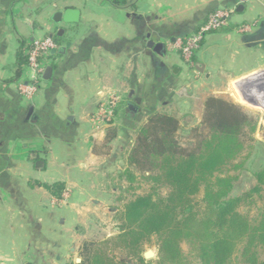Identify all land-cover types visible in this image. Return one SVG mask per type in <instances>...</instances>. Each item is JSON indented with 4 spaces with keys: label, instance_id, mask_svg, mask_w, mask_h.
Returning a JSON list of instances; mask_svg holds the SVG:
<instances>
[{
    "label": "crops",
    "instance_id": "crops-1",
    "mask_svg": "<svg viewBox=\"0 0 264 264\" xmlns=\"http://www.w3.org/2000/svg\"><path fill=\"white\" fill-rule=\"evenodd\" d=\"M67 8L80 11V22L55 24L54 14ZM226 9L234 11L227 27L206 36L199 52H214L220 44L228 76L258 71L260 60L236 62L227 52L264 53V0H128L123 8L105 0H0V264H44L54 257L49 212L20 208L21 203H33L37 183L50 184L42 177L50 172L72 193H90L80 182L96 179L89 167L106 162V131L92 122L98 105L120 96V133L126 137L133 115L143 123L181 97L186 66L177 42L195 34L211 13ZM245 25L249 32L240 31ZM46 36L61 39L60 53L37 99L27 101L16 87L23 74L17 75L23 69L20 51ZM150 42L164 43L166 54H156ZM211 57L210 66H216ZM105 172L95 176L103 179Z\"/></svg>",
    "mask_w": 264,
    "mask_h": 264
},
{
    "label": "trees",
    "instance_id": "trees-1",
    "mask_svg": "<svg viewBox=\"0 0 264 264\" xmlns=\"http://www.w3.org/2000/svg\"><path fill=\"white\" fill-rule=\"evenodd\" d=\"M105 1L115 8L126 7L128 2ZM53 40L62 45L61 39L54 36ZM20 52L24 65L28 60ZM56 54H50L53 60ZM132 119L130 129L135 135L128 140L131 149L119 178L132 187L140 173L152 186L148 193L136 195L124 205L117 216L120 233L108 240V246L143 264L142 247L155 237L156 264H194L185 255L183 244L196 264H233L236 253L240 259L235 264H264V168L253 173L256 185L240 195H233L238 177L227 174L230 168L243 170V163L233 161L246 147L244 132L255 131L254 120L237 105L209 97L203 117L208 132L198 134L194 145L183 146L177 136V116L155 111L143 123L134 115ZM37 186L55 198H61L65 189L62 183ZM161 188L168 189L165 196L159 193ZM201 192L203 197L197 201ZM258 200L263 205L257 217L239 211L243 206H255ZM90 245L94 249L95 244ZM85 249L79 264H126L110 258L107 251Z\"/></svg>",
    "mask_w": 264,
    "mask_h": 264
},
{
    "label": "rangeland",
    "instance_id": "rangeland-1",
    "mask_svg": "<svg viewBox=\"0 0 264 264\" xmlns=\"http://www.w3.org/2000/svg\"><path fill=\"white\" fill-rule=\"evenodd\" d=\"M250 1L252 0H245L244 2L246 3ZM218 11L228 12V20L234 12L233 10L227 9ZM228 20L226 25L220 26L214 31V33L224 30L228 25ZM240 31L249 32L250 26L245 25L240 28ZM208 35L209 34L206 36ZM206 36L203 38L198 50L195 52L193 68L184 62L181 55L184 65L186 66V70L183 71L185 72L184 79L186 80V85L181 91V97L175 96L172 101H168L170 102L169 104L166 102L167 105L160 107L158 111L177 116L180 121V130L177 136L179 142L183 146L194 145L198 134H206L208 132L203 124V117L205 102L209 97L220 98L237 105L241 111L254 120L255 131L249 132L247 129L244 132V142L246 147L241 155L233 161L234 164L243 163V170L234 171L230 168L227 172L228 175L238 177L234 183L233 195H240L256 185L257 180L253 173L264 168V91L260 88L262 86L260 83L259 86L258 83L256 84L252 82L253 78L256 76L260 78L264 74V53L227 52L228 57L231 55L236 57V62L243 58L244 63L247 64L255 58V60H260L261 65V68L258 70L259 72L248 70V72L245 71L241 76H228L230 75L228 73L229 67H227V65L225 66V64L222 66L224 53L221 51L220 44L219 47L214 49V52H199ZM23 52V55H25L24 50ZM211 56H214L217 59V68L215 65L210 66L211 60L213 61L214 59H212ZM51 60L52 57L50 56V63H48V65L52 64ZM203 63H207L208 66H204ZM22 68L23 74L17 80L18 83L16 84V87L21 82L32 81V72L27 62ZM43 85L44 80L39 76L37 84L39 92L34 96V101L37 99ZM122 102L123 100L120 99L114 121L107 127L101 129V131H106L107 135L103 143L104 146L106 145L105 150H103L105 153L104 155L106 156V162L101 166L95 165L89 167L92 170V173H94L93 177L96 179L90 181L92 176H89L85 182H80V184L83 183L86 185V191L90 193L80 194L82 192L80 188H77L72 193L71 190L69 191V189L66 188L64 189L61 198H55L54 196H51L52 194L49 196L44 193L43 190L37 186L34 190L35 199L33 203L28 204V201L21 203L20 208H41L42 211L49 212L50 214L49 217H47V220L51 225H49L47 232L49 236L54 239L53 246L55 247V258L51 256L50 260L49 258H42L44 264H79L77 260L80 259L82 261L85 248L89 249L92 253H95L94 249L107 251V255L117 262L141 264L137 258L127 256L125 251L110 248L108 246V240L116 237L120 233V223L117 216L122 212L124 205L134 196L148 193L152 186L141 177L140 173L137 174L138 181L133 184L132 187H129L128 183L120 181L119 176L126 166V154L131 149V142L129 143L128 140L130 139L131 141L135 135L134 131L130 129L131 124L129 127H126L128 130L126 131V137L123 133H120L122 131L120 130L122 129V114L120 115L119 110ZM114 133H116V136L112 140V135H114ZM109 139H111V142H108ZM101 169L106 171L103 179H100L99 176H95V172H97V170L100 171ZM42 177L45 179L43 180L44 182L53 184L59 182L57 178H60V175L50 172L47 176L44 175ZM52 179H54V181ZM89 186L92 190L89 189ZM167 192V188H161L159 190V193L162 196H165ZM202 197L203 192L197 197V201H200ZM75 203H77L78 206H75ZM262 205V201L258 200L255 206H243L239 211L242 214L257 217ZM37 219L39 222L45 221L42 217H38ZM156 242L157 239L154 237L150 243H146L142 247L140 253L142 257H144V253L147 251H153L156 254L153 259H144L146 263L143 264H147V262H151L149 264H156L158 252ZM91 243L95 244L94 249L90 245ZM182 249L188 259L196 264L197 261L189 254V247L183 244ZM237 257L240 259V256L236 253L233 256V264L238 261ZM261 259L263 260L264 256H261Z\"/></svg>",
    "mask_w": 264,
    "mask_h": 264
},
{
    "label": "built area",
    "instance_id": "built-area-1",
    "mask_svg": "<svg viewBox=\"0 0 264 264\" xmlns=\"http://www.w3.org/2000/svg\"><path fill=\"white\" fill-rule=\"evenodd\" d=\"M242 1L244 2L245 0ZM228 17V12H215L209 16L206 23L195 34L183 41L177 42L176 46L188 66L193 68V58L203 38L207 34L216 31L220 26L226 25ZM58 49L59 45L49 36L33 42L32 45L26 48L25 56L32 72V81L21 82L17 85V92L22 98L32 101L34 96L39 92V87L37 86L38 77H42L46 68L51 65H48L50 63L51 52ZM120 99V96L111 95L106 102H101L98 105L95 114L92 116V122L97 130L107 127L114 121Z\"/></svg>",
    "mask_w": 264,
    "mask_h": 264
},
{
    "label": "water",
    "instance_id": "water-1",
    "mask_svg": "<svg viewBox=\"0 0 264 264\" xmlns=\"http://www.w3.org/2000/svg\"><path fill=\"white\" fill-rule=\"evenodd\" d=\"M80 18H81V13L79 10L74 9V8H67L64 11H58L54 14L52 20L55 24L57 25H61V24H67V25H75L78 24L80 22ZM64 31L60 30L58 35H62ZM149 48H152L156 54L164 56L166 54V46L164 43L159 42V43H155V42H150L149 43ZM56 53H60L59 51H52L51 54H56ZM53 74V68L52 66H48L45 70V73L42 76L43 80H49L52 77ZM128 108L130 111H135V107L132 104L128 105ZM33 112V107L31 106L29 108V113L27 118L30 119L31 115ZM43 164L42 162H37V167H41ZM156 254L153 251H147L144 253V259L145 260H150L155 258ZM78 263L81 262L80 259L77 260Z\"/></svg>",
    "mask_w": 264,
    "mask_h": 264
},
{
    "label": "bare ground",
    "instance_id": "bare-ground-1",
    "mask_svg": "<svg viewBox=\"0 0 264 264\" xmlns=\"http://www.w3.org/2000/svg\"><path fill=\"white\" fill-rule=\"evenodd\" d=\"M263 77V78H262ZM259 80L261 81L262 80V82H259ZM258 83H260L261 85H262V88H264V74H263V76H261L260 78L258 77Z\"/></svg>",
    "mask_w": 264,
    "mask_h": 264
}]
</instances>
